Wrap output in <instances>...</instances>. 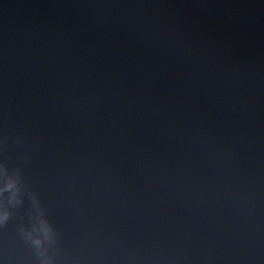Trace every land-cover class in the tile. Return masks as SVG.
I'll use <instances>...</instances> for the list:
<instances>
[{
  "label": "water",
  "instance_id": "water-1",
  "mask_svg": "<svg viewBox=\"0 0 264 264\" xmlns=\"http://www.w3.org/2000/svg\"><path fill=\"white\" fill-rule=\"evenodd\" d=\"M5 136L0 264H264V0H0Z\"/></svg>",
  "mask_w": 264,
  "mask_h": 264
},
{
  "label": "clouds",
  "instance_id": "clouds-1",
  "mask_svg": "<svg viewBox=\"0 0 264 264\" xmlns=\"http://www.w3.org/2000/svg\"><path fill=\"white\" fill-rule=\"evenodd\" d=\"M8 139V137H3V138H0V143H3L4 141H6ZM16 143L17 144H20L22 143L21 140L17 139L16 140ZM15 186V182H10L8 185H7V188L11 189ZM8 219V213H4L3 216H0V225H3ZM44 231H45V234L47 236L48 233H50V228H48V226L45 224V227H44ZM33 243L36 245V246H39L40 245V241L39 240H34Z\"/></svg>",
  "mask_w": 264,
  "mask_h": 264
}]
</instances>
